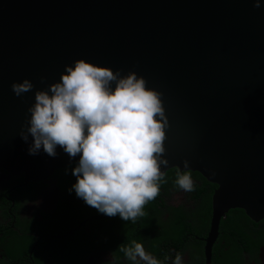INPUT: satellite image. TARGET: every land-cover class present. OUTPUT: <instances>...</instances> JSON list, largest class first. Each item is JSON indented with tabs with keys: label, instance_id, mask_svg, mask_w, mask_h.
Masks as SVG:
<instances>
[{
	"label": "water",
	"instance_id": "water-1",
	"mask_svg": "<svg viewBox=\"0 0 264 264\" xmlns=\"http://www.w3.org/2000/svg\"><path fill=\"white\" fill-rule=\"evenodd\" d=\"M79 59L135 72L161 94V171L197 172L216 185L205 264L231 209L264 218V0L259 8L250 0H0V169L28 183L78 164L59 146L55 157L42 148L30 155L32 137L19 133L35 92ZM24 79L34 87L17 97L11 85Z\"/></svg>",
	"mask_w": 264,
	"mask_h": 264
},
{
	"label": "clouds",
	"instance_id": "clouds-1",
	"mask_svg": "<svg viewBox=\"0 0 264 264\" xmlns=\"http://www.w3.org/2000/svg\"><path fill=\"white\" fill-rule=\"evenodd\" d=\"M250 2L261 6V0ZM33 87L28 79L11 85L17 97ZM160 96L135 72L121 76L79 59L65 66L59 82L35 92L28 126L19 135L25 142L32 137L30 155L42 148L55 157L59 146L70 158L79 156L72 169L76 196L108 217L135 223L166 182L161 165H168L162 158L168 121ZM183 163L189 169V162ZM175 184L194 190L189 171H178ZM120 251L132 264H161L135 240ZM173 264H183L181 254Z\"/></svg>",
	"mask_w": 264,
	"mask_h": 264
},
{
	"label": "trees",
	"instance_id": "trees-1",
	"mask_svg": "<svg viewBox=\"0 0 264 264\" xmlns=\"http://www.w3.org/2000/svg\"><path fill=\"white\" fill-rule=\"evenodd\" d=\"M76 166L70 164L55 171L58 174L60 197L55 212L46 214L41 228L45 232L70 231L87 217L100 213L78 198L72 190L76 182L72 169ZM178 171L177 168H171L165 173L166 182L160 183L159 195L145 205V215L135 223L124 221L118 215L105 216L86 222L68 235L65 238L64 261L67 264H81L86 255L101 247L109 249L113 257L120 260L125 257L120 248L130 246L135 240L142 243L146 252L161 264H168L170 256L175 255L172 254L173 249L179 250V254L188 250L196 264L203 262L202 243L191 240L188 234L203 236L208 232L211 199L216 185L197 173L199 182H194V190L189 192L190 198L197 202L196 208L175 207L167 203V195L170 196L173 189H179L175 184ZM218 240L211 251L213 264H250V261L259 264L260 247L264 245V218L254 222L243 210L231 209L220 221ZM32 243L29 242L28 247ZM41 255V252H37L35 259L39 260ZM52 255L58 256L57 252ZM128 264L132 262L128 261Z\"/></svg>",
	"mask_w": 264,
	"mask_h": 264
},
{
	"label": "flooded vegetation",
	"instance_id": "flooded-vegetation-1",
	"mask_svg": "<svg viewBox=\"0 0 264 264\" xmlns=\"http://www.w3.org/2000/svg\"><path fill=\"white\" fill-rule=\"evenodd\" d=\"M190 174L193 182H199L197 172L191 171ZM57 177L58 174L54 172L48 179L25 183L22 175L0 169V264H67L64 261V246L67 244L65 234L69 231L50 233L41 229L46 220V214H53L56 210L60 197ZM167 200L168 204L175 207L194 209L197 206V202L190 198V193L181 189H173L170 196L167 195ZM94 215L96 214L91 216ZM207 234L208 232L203 236L190 232L188 234L191 240L202 243L204 261L200 264L206 263ZM218 237L219 233L212 248L219 241ZM32 241V245L28 247L29 242ZM263 248L264 245L260 247L259 264H264ZM37 252L42 253L39 260L35 259ZM56 252L58 256L54 257L52 254ZM177 253L179 250L173 249L172 254L175 255L170 256L168 264H173ZM180 254L183 264H196L188 250H183ZM121 263L128 264V260L125 257L118 260L113 257L109 249L102 247L91 251L81 262V264ZM210 264H213L212 255ZM250 264L255 262L250 261Z\"/></svg>",
	"mask_w": 264,
	"mask_h": 264
}]
</instances>
